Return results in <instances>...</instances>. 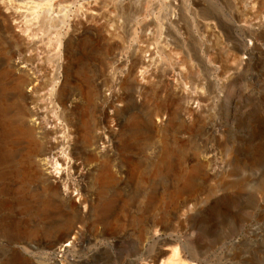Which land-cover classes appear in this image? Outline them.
<instances>
[{
	"label": "rangeland",
	"instance_id": "rangeland-1",
	"mask_svg": "<svg viewBox=\"0 0 264 264\" xmlns=\"http://www.w3.org/2000/svg\"><path fill=\"white\" fill-rule=\"evenodd\" d=\"M248 1L178 0V24L163 30L170 18L164 0H0V110L8 112L5 118L0 111V264H142L175 247L194 256L195 264H264V3L250 7ZM90 3L100 7L96 25L84 18ZM111 29L116 37L109 58L106 34ZM21 30L26 34L18 37ZM72 30L78 33L70 54L85 56L83 71L61 69L58 41ZM141 50L153 53L152 67L161 79L138 90L129 66L138 62ZM21 57L35 62L40 73L35 83L40 90L27 101L28 108L42 107L46 118L72 125L74 131L65 135L63 149L69 151L70 164L61 191L66 184L81 188L98 210L104 199L112 198V210L124 225L110 232L102 225L90 227L84 236L89 244L76 256L47 248L50 239L42 232L60 219V210L43 191L42 180L31 178L41 169L36 159H28L29 142L13 132L17 91L12 84L19 75L14 65ZM171 70L180 76L175 88L163 80ZM62 82L64 89L57 93L54 85ZM104 90L120 98L119 130L108 154L87 145L79 126L88 95L100 104ZM194 97L200 110L194 119L186 118ZM61 99H75L73 113L59 108ZM156 104L166 110L174 129L164 127L149 139L130 138L127 120L152 112ZM5 131L9 135L4 139ZM35 142L39 151L48 149L41 134ZM104 161H109L116 183L100 199L98 175ZM73 165L80 166L84 177L78 178ZM199 165L209 174L186 211L173 215L163 206L148 216L149 221L162 218L171 235L153 239L148 230L141 239L133 220L148 210L152 198L160 195L165 201L168 191L183 185ZM59 197L52 201L59 204ZM121 202L127 206L122 203L118 211ZM43 210L54 217H42ZM35 228L41 234L29 233Z\"/></svg>",
	"mask_w": 264,
	"mask_h": 264
},
{
	"label": "bare ground",
	"instance_id": "bare-ground-1",
	"mask_svg": "<svg viewBox=\"0 0 264 264\" xmlns=\"http://www.w3.org/2000/svg\"><path fill=\"white\" fill-rule=\"evenodd\" d=\"M263 1L264 0H249L247 4L248 5L252 4L250 7L252 6L257 7L261 4L263 5L264 3ZM176 2H178V0L177 1L176 0H164L163 2L165 10L169 11L170 13L169 22L168 23L166 22L167 24L165 25V28H163V30L169 27H172V26H177L178 24V21H179L178 14L179 13L177 11ZM12 11H14V9ZM8 12L10 13V11ZM100 16H101L100 7L97 3H90L86 5L84 18L88 24L96 25L100 21ZM11 17L13 18L16 16L15 14H11ZM201 23L203 25H206L207 27L208 25H211V23H203V22ZM77 33H78L77 31L75 33V31L72 30L71 33H67L68 35L67 34L64 35V37L58 41V45L60 49L59 56L62 62L61 69L63 71L69 70V68H72V67L80 71L84 68L85 56L83 54H80V55L78 54L75 57L73 56L72 58L70 54L71 41L75 37V34ZM24 34H26L25 30H21V34H18V37L20 36L22 37ZM115 35L116 34H114V31L112 29L108 30L106 34V36L110 39V42H111L109 43L108 47L105 49L106 55H108L109 58H110L111 53H113L112 51L114 49L113 47H114V39L116 37ZM27 36H30V35L27 34ZM25 40H27L30 46L31 42L29 41V38L26 37ZM142 47L145 48L144 46ZM145 51L146 50H141L142 54L141 56H139L140 58L138 62H136L133 67L129 66V73L131 76H133L136 87H138V90L140 89L143 90V88L146 85L150 84L151 82L153 83L157 79H161L159 78V75H158L159 70L157 72V68L152 67L153 53L150 52L148 53L149 55H146ZM242 52L241 50L239 51V53H242ZM37 63L39 64V62ZM32 64H30V62L25 57H21L18 59V62L15 63L14 65V68L18 70L19 75L14 79V83L12 84L13 87L17 91V94H15L16 95V102L14 103L15 108L12 113V117L14 119L12 123L13 129H14L13 132L15 135L20 136L21 138L23 137L29 142L30 146L28 148V152H26L28 159L29 160L36 159L41 169L40 171L35 170L31 178L40 180V181L42 180L41 182H43V185L45 186L43 191L47 193L48 198L51 201V204L54 203L55 206H57L60 210V219L55 224H52L46 227L45 230L42 232L43 235H46V237L50 239L47 244V248L52 253L61 254L62 256L71 254L73 252L76 256L77 254H81L83 250H85L87 248V245L89 244L88 240H86L84 236H85L86 230H88L90 227L96 228L98 225H102L105 231L110 232V230L115 229V227L117 229H120L124 225L121 222H119V220L117 219V215H116L117 211L113 212L112 210L113 201H114L112 198L104 199V201L102 202V205H100L101 209L98 210L97 203H95L94 200H90V198H88L86 194H83V190L81 188L79 187L76 188L72 185L67 186V184L65 183L66 187L64 191L63 190L61 191V186L64 183L63 180L66 177L65 169H68L69 164H70L69 161L67 162V158H66V156L69 154V151L66 152L67 149H63V146L65 144V135L66 133L72 134L74 133V131L72 130V125L68 124L66 126L64 125L60 126V124H58V122H56V120L53 117L46 118V116H44L42 112L44 109L42 111L40 110L42 107L40 109H38L35 106L34 107L32 106L33 108H30V109L28 108L29 105L27 104V101L29 102V101L34 100L33 98L35 97L36 94H38L40 90L39 89L40 87L38 88L37 85H35V83L39 81L38 79L40 78L39 77L40 73H38L39 72L38 69H37L38 70L37 72L36 68ZM118 64L122 66L124 64L123 60L120 61ZM35 65L38 66L37 64ZM157 65H160V64H157ZM136 69L138 71H136ZM5 71H6L5 73L10 74V71L8 69ZM172 71L173 70H171L170 73L168 74H164L166 76L163 78V80L165 79L164 80L165 83L170 88H173V87L175 88L176 84L178 86V82L176 78L178 77V75L176 76L177 73L175 74L174 71L173 72ZM38 74L39 76H37ZM26 76H29V77L27 78ZM178 78H180V76ZM54 86L58 93L64 89L65 84L63 82L61 85L56 83ZM28 87L30 88L29 91L26 90V88ZM99 94H100L99 95L100 104H98L99 102L93 104L92 102L93 100L91 98L92 95H88V100H87L88 103L86 104L84 112L82 111V113H80V116H79V119H80L79 126L81 128V131H83L86 136L85 143L87 145L92 146L95 152L100 150L101 154H108L112 150L113 140L117 134V131L119 130L118 125L116 123L117 121L116 118H117V115H119L120 109L116 106V102L120 98L118 95L114 93H109L110 95L107 96L105 90L100 92ZM74 100H69V99L59 100L58 101L59 108L63 112L73 113L75 110V106H76L75 105L76 102ZM195 101H198V100H196L194 97V99L189 102L188 106L187 107L185 106L186 107L185 115L187 116L186 118L194 119L197 112L200 110L198 104L195 103ZM161 106L160 104H156L152 112L150 111V113L148 114H144V113H143L144 115L143 114H140V115L133 114V116L130 117L129 120H127V124H126V128L128 129V132H129V137L134 138L136 140L149 139L153 137L158 131L162 130V128L164 127H168V129H174L172 123H170V121L167 119L168 113ZM0 111L3 117L5 118L8 117V112L5 110L4 107L1 108ZM126 128H124V130ZM174 132L176 131L174 130ZM37 133L42 135V137L46 140L45 143H47L48 145L46 146L48 149L43 152L39 151L40 150L38 149L39 146L35 142V136ZM8 135L9 133L5 131L4 136H3L4 139ZM59 163L65 166L66 168L64 169L60 168L58 171H56L55 166L60 165ZM108 165H109V161H104L103 166H102L103 169L100 170V173L98 175V183H99L98 187L99 188H97L98 189L97 196L100 199L103 198L106 195V193L110 191L116 183L115 175L110 171ZM202 165H199L193 171V173L190 174L186 178L185 183L183 185L181 186L174 185V187H172L171 189L172 191H168V197L165 199V201H162L160 195L159 197L152 198L149 202L148 210H146L144 214H142L141 216L133 220L134 223L139 228V232H140L139 235L141 239L144 237L145 234H148L146 233L148 230L152 231L151 237L153 239L155 238L160 239L164 235H171L170 229H168L167 226L165 227L164 225L161 224L162 218L159 219L158 221L156 220L149 221L150 219H148V216L150 215V212L154 213L155 210L159 212L160 209H162L161 207L163 206H165L166 209L167 208L172 209L174 212L173 215L184 213L188 205L190 204V202L200 192V184H203V182H205L208 176L207 174H209L208 172L204 170V167ZM73 167L77 173L78 178H82L83 172L80 166L73 165ZM177 174L178 173L175 170V176H171L172 181H175ZM55 196L61 197V202H59V204L57 202L56 204L55 202L52 201V197H55ZM60 197H59V200H60ZM122 203L123 202H121L120 206H117V208L119 207L118 211L120 210V208H122ZM44 204L47 205L49 204V202L48 203L44 202ZM18 206L21 207L22 210H25V211L29 210L30 208L29 205H25L22 203L18 204ZM123 206H127L125 202L123 203ZM166 215L167 214L165 213V215L163 216H165L166 218ZM41 216L49 218V217H54V214L46 210H43L41 212ZM92 216L94 217V222L89 221L90 217ZM89 223H92V224H89ZM29 233L34 234V235L41 234V232L36 228L29 231ZM91 242L93 243V241ZM73 260H75V257L73 258ZM195 261H196V258L194 256H188L184 250H181L179 252L178 247L177 248L175 247L169 250H162L156 259L150 262H147V263H142V264H195ZM80 264H89V263L87 262L85 263L84 261H82Z\"/></svg>",
	"mask_w": 264,
	"mask_h": 264
}]
</instances>
